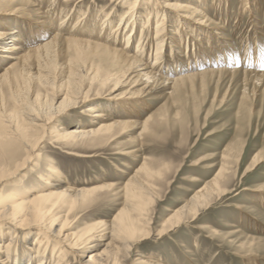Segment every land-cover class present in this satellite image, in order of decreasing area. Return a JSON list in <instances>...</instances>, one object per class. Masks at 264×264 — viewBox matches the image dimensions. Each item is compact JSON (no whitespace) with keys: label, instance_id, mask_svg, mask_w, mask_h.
<instances>
[{"label":"bare ground","instance_id":"6f19581e","mask_svg":"<svg viewBox=\"0 0 264 264\" xmlns=\"http://www.w3.org/2000/svg\"><path fill=\"white\" fill-rule=\"evenodd\" d=\"M45 1L0 0V9L4 11L0 12L3 13L0 14V187L22 175L41 156L38 150L47 140L55 149H65L75 148L83 140L111 139L120 127L127 131L141 128L145 132L153 117L141 123L138 119L141 110H148L147 103L154 96L159 95L157 99H161L169 91L175 93L185 83L200 77L242 72L208 68L179 73L184 64L188 66V60H197L191 57V41L186 33L192 24L208 28L201 29L206 36L204 42L199 38L203 36L190 35L198 39L199 46L204 43L212 46L215 38L222 45L225 39L218 32L224 27L215 23L212 30L213 19L202 7L181 5L179 0H109L102 8L97 5L98 0H92L90 6H87L88 0H64L60 7L57 0H49L45 11ZM243 1L247 4V0ZM119 5L127 8L124 14L118 11ZM145 5L148 8L144 13ZM55 16L59 24L56 28L51 24ZM116 19L119 21L115 23ZM217 49L214 50L218 52ZM153 50L155 59L149 65ZM165 50L169 51V58ZM204 54L198 58L201 63ZM175 64L179 68L175 69ZM100 66L105 72L100 71ZM175 72H178L176 76L170 75ZM243 74L264 77L260 72ZM95 86L102 89L112 86L111 99L131 112L125 114L128 119L117 120L109 109L98 112L97 103H92L85 116L99 121L90 120L89 126L67 129L61 124L65 109H71L79 100L95 97L92 96ZM139 152H132L135 159L141 156L136 155ZM253 162L251 170L263 160L255 157ZM45 168L46 174L38 177L43 187L36 183L37 189L33 186L21 191L13 187L0 192V229H5L10 236L7 245L0 241V253L4 251L6 256L2 259L4 264H21L20 258L28 256L31 258L24 260L26 264H33L36 259V264L51 261L71 264L68 255L73 259L84 258L94 251L89 264H124L134 246L149 238L146 209L154 198L150 184L154 173L146 163L125 183L122 189L125 200L117 216L87 227L78 236L67 233L66 208L71 210L85 204L96 191L113 185L74 188L62 178L59 168L48 164ZM223 173L222 169L216 178L195 192L168 222L179 224L190 217L197 218L225 191L227 182L223 183ZM191 179L200 181L195 176ZM20 237L24 240L34 237L38 248L33 257L28 243L20 247ZM107 240L106 248L101 249L102 242ZM140 258V264H166L143 254Z\"/></svg>","mask_w":264,"mask_h":264},{"label":"rangeland","instance_id":"374dc122","mask_svg":"<svg viewBox=\"0 0 264 264\" xmlns=\"http://www.w3.org/2000/svg\"><path fill=\"white\" fill-rule=\"evenodd\" d=\"M63 1L57 0L60 7ZM91 1L88 0L87 6ZM97 2L102 8L109 0ZM178 2L202 7L213 19L212 30L215 23L224 27L218 32L225 38L222 45L215 38L214 46L207 47L208 43L199 46L198 39L190 35H201L203 37L199 38L204 42L206 36L201 29L208 28L192 24L186 33L191 41V57L197 60H188V66L184 64L179 73L184 75L185 72L208 68L242 72L200 77L185 83L175 93L169 91L161 99H157L159 95L154 96L147 103L148 110H141L138 119L141 123L149 116L153 117L145 132L141 128L127 131L120 127L111 139L83 140L77 142L75 148L65 149H55L47 140L38 150L41 156L34 159L22 175L6 181L0 192L13 187L21 191L33 189V186L36 189L43 187L38 177L46 174L47 164L59 168L62 178L74 188L92 189L111 183L112 188L96 191L85 204H78L71 210L66 208L64 214L69 213L67 233L78 236L87 227L117 216L125 200L122 194L125 183L146 163L154 173L150 181L154 198L146 209V228L150 236L134 244L133 252L127 258L129 261L126 259L124 264H140L142 254L166 264H264V77L258 79L255 75L243 74L245 71L264 73V0H247V4L243 0ZM47 4L50 5L49 0L45 1V11ZM118 7V11L124 14L127 8ZM147 8L144 7L142 12L145 13ZM0 12L4 11L0 9ZM53 18L51 24L56 28L58 19ZM117 21L119 19L115 23ZM98 33L96 30L95 34ZM213 48H218V52ZM151 53L149 65L155 59L154 50ZM166 53L169 58V51ZM203 54L201 63L198 58ZM175 66V69L179 68ZM100 71L105 72L103 66ZM177 73L170 75L176 76ZM111 88L96 87L92 91L95 97L79 100L71 109L66 108L61 124L73 129L89 126L90 120L99 121V118L85 116L84 112L92 103H97L98 112L109 109L117 120L128 119L125 114L131 112L123 110L117 100L111 99ZM61 100L62 97L55 103L56 107ZM136 150H140L136 155L141 156L135 159L132 152ZM255 157L262 158L263 162L251 170ZM222 169L223 183L227 184L213 203L194 220L190 217L179 224L168 222L185 201L216 178ZM194 176L200 181L193 182L191 178ZM8 233L0 229L2 245H7ZM18 239L20 247L28 243L33 257L38 248L34 237ZM109 240L102 242L101 249L106 248ZM3 252L0 253V264H4L2 259L6 258ZM93 253L74 259L68 255L67 260L71 264H89ZM48 256L51 257V252ZM30 258L21 257L18 262L26 264L24 260ZM35 261L32 263L36 264Z\"/></svg>","mask_w":264,"mask_h":264}]
</instances>
